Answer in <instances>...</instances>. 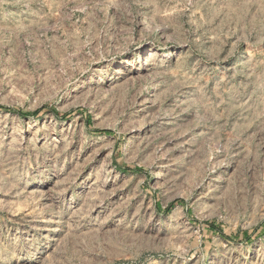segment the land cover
Masks as SVG:
<instances>
[{
	"label": "rangeland",
	"instance_id": "obj_1",
	"mask_svg": "<svg viewBox=\"0 0 264 264\" xmlns=\"http://www.w3.org/2000/svg\"><path fill=\"white\" fill-rule=\"evenodd\" d=\"M0 106V264H264V0H0Z\"/></svg>",
	"mask_w": 264,
	"mask_h": 264
},
{
	"label": "trees",
	"instance_id": "obj_2",
	"mask_svg": "<svg viewBox=\"0 0 264 264\" xmlns=\"http://www.w3.org/2000/svg\"><path fill=\"white\" fill-rule=\"evenodd\" d=\"M0 110H5L3 107L0 106ZM109 133V132H108Z\"/></svg>",
	"mask_w": 264,
	"mask_h": 264
}]
</instances>
